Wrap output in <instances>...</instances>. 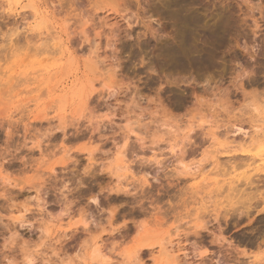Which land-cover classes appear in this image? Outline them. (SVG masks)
<instances>
[{
  "label": "rangeland",
  "instance_id": "obj_1",
  "mask_svg": "<svg viewBox=\"0 0 264 264\" xmlns=\"http://www.w3.org/2000/svg\"><path fill=\"white\" fill-rule=\"evenodd\" d=\"M124 2L0 0V264H264V0Z\"/></svg>",
  "mask_w": 264,
  "mask_h": 264
},
{
  "label": "bare ground",
  "instance_id": "obj_2",
  "mask_svg": "<svg viewBox=\"0 0 264 264\" xmlns=\"http://www.w3.org/2000/svg\"><path fill=\"white\" fill-rule=\"evenodd\" d=\"M122 1L124 2V0H121V2H122ZM125 1H126V0H125ZM118 2H119V0H118ZM124 3H125V2H124ZM119 4H121V3H119ZM120 6H121V5H120ZM42 35H43V34H42ZM50 36H51V35H50ZM53 40L56 41V42H55V46H57L59 43L57 42L56 38H53ZM183 43H184V42H183ZM55 46H54V47H55ZM60 46H61V45H59V48H60ZM57 48H58V47H57ZM55 49H56V47H55ZM58 50H59V49H58ZM54 53L57 54L58 51H57V52H54ZM49 59H50V58H49ZM49 59H48V61H49ZM55 60H57V59H55ZM93 63H94V62H93ZM94 65H95V64H94ZM90 66H91V65H90ZM13 67H14V66H13ZM25 67H26V66H25ZM95 67H96V66H95ZM48 69H49V68H44V69H41V71H42V72L45 71V73H48V72H49ZM91 69H92V67H91ZM91 69H90V70H91ZM37 71H38V70H37ZM93 71H94V70H93ZM38 72H39V71H38ZM5 73H6V72H5ZM30 73H31V72H30ZM34 73H35V72H34ZM35 74H36V73H35ZM4 75H5V74H4ZM5 76H6V75H5ZM51 77H52V76H51ZM16 78H17V77H16ZM46 79H47V78H46ZM0 82H1V80H0ZM20 83H21V82H20ZM98 84H99V83H98ZM7 85H8V84L3 85V86L5 87V86H7ZM3 86H2V84H1V87H3ZM92 86H93V85H92ZM1 87H0V89H2ZM12 88H13V86H12ZM5 89H6V88H5ZM51 90H53V89H51ZM5 92H6V91H5ZM0 93H1V92H0ZM237 131H241V130L238 129V130H236V132H237ZM121 158H122V157H121ZM121 158H120V159H121ZM121 160H122V159H121ZM122 167H123V166H122ZM189 170H191V168H189ZM192 170L194 171V168H193ZM263 211H264V209H263ZM156 244H157V243H156ZM160 245H161V244H160ZM143 248H144V247H143ZM140 249H142V248H140ZM147 249H148V248H147ZM140 251H141V250H140ZM160 251H161L162 254L167 253L163 246H162V248H161ZM136 252H137V251H136ZM94 253H96V252L94 251ZM137 255H138V254H137ZM92 256H93V254H92ZM92 256H91V257H92ZM95 256H96V255H95ZM95 256H94V259H95ZM97 256H99V255H97ZM167 256H168V255H167Z\"/></svg>",
  "mask_w": 264,
  "mask_h": 264
},
{
  "label": "snow or ice",
  "instance_id": "obj_3",
  "mask_svg": "<svg viewBox=\"0 0 264 264\" xmlns=\"http://www.w3.org/2000/svg\"><path fill=\"white\" fill-rule=\"evenodd\" d=\"M93 203H97V201H93ZM84 226L87 227L88 225L85 224ZM92 239H93L94 241H98V242L102 243V240H101L100 236L94 237V238H92ZM103 264H110V262L107 261V260H104V261H103Z\"/></svg>",
  "mask_w": 264,
  "mask_h": 264
}]
</instances>
